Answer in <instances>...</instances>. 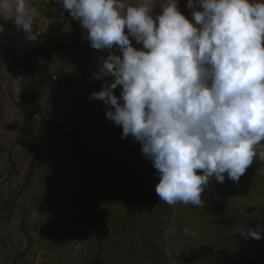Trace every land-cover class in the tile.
I'll return each instance as SVG.
<instances>
[{
  "label": "rangeland",
  "instance_id": "rangeland-1",
  "mask_svg": "<svg viewBox=\"0 0 264 264\" xmlns=\"http://www.w3.org/2000/svg\"><path fill=\"white\" fill-rule=\"evenodd\" d=\"M126 2L137 4L140 0ZM163 3L165 0H155L153 15L161 11ZM186 5L187 0H179V9L191 19V9ZM78 32L79 40L66 45L62 55L52 59L45 58L43 51L55 46L54 41L16 37L9 40L0 35V264H24V260L133 264L132 244H141V234L135 227L145 222L153 248L161 242L160 236H167L161 245L174 263L183 256L186 264H219L225 250L233 264H257L260 257L248 244L229 240L225 249L219 248L215 228L206 226L204 217L228 216L231 226L242 223L246 231L250 217L260 214L262 208L261 201L253 203V196L263 195V189L250 178L238 185L225 173L223 183L211 178L201 193L202 206L177 202L173 205L175 218L169 219V210L159 206L164 201L155 191L159 182L157 170L142 154L141 144L131 135L122 138V126L109 121L104 102L89 99L112 77L91 78L98 71L97 50L90 46L81 26ZM130 40L134 47H142L134 38ZM110 51L121 55L114 47L101 50L100 57L106 58ZM23 56H29L40 69L47 91L35 118L36 137L45 154L32 186L21 193L33 155L28 144L14 146L15 140L25 133L19 97L26 86V76L12 64L20 63ZM121 87L114 89L117 96ZM78 142L92 156L97 183L89 180L90 162L76 147ZM10 149L13 169L8 163ZM245 195L248 199L243 198ZM22 206L27 210L26 224L33 241L27 251L20 227ZM237 210L245 216L233 215L232 211ZM157 213L162 217L161 223L151 219ZM185 228L194 234L185 235ZM134 232L136 237L131 243Z\"/></svg>",
  "mask_w": 264,
  "mask_h": 264
},
{
  "label": "clouds",
  "instance_id": "clouds-1",
  "mask_svg": "<svg viewBox=\"0 0 264 264\" xmlns=\"http://www.w3.org/2000/svg\"><path fill=\"white\" fill-rule=\"evenodd\" d=\"M57 3L79 22L93 49L121 53L100 57L91 78L112 79L89 99L104 102L122 138L141 144L157 170L160 201L202 206L211 178L223 183L226 173L240 180L264 141V0H187L191 19L179 0H165L156 15L155 0ZM8 12L29 34L27 0H0V16ZM240 234L259 240L264 225Z\"/></svg>",
  "mask_w": 264,
  "mask_h": 264
},
{
  "label": "trees",
  "instance_id": "trees-1",
  "mask_svg": "<svg viewBox=\"0 0 264 264\" xmlns=\"http://www.w3.org/2000/svg\"><path fill=\"white\" fill-rule=\"evenodd\" d=\"M66 49L65 45H55V46H49L47 50L43 51V54L45 58L52 59L53 57H60L63 53V51ZM101 56V50H97L95 55V64L99 65L101 63L100 61ZM12 66L18 70H22L23 73L26 76V86L23 89V91L20 93L19 97V107L20 112L22 114V124L24 128V137L17 138L14 142V146L17 144H28L32 150L33 155L30 159V161L27 164L25 176H24V182L23 186L20 190V192H24L28 187L30 188L33 184V179L35 177L36 168L39 165V163L43 160L44 147L42 142L37 139L36 137V115L39 111L40 102L42 100V97L44 93L47 91V82L46 79L43 77L42 73L40 72V69L36 66V64L32 61L29 56H23L20 63H13ZM264 141H262L259 145L256 147L257 151V157L254 158V161L252 165L248 167L245 174H243L240 177V180L237 182L239 185L240 182L246 181L248 178L251 179V181L256 182V186H259L264 191V159L260 158V153L264 152ZM76 147L85 155H87L89 162H90V177L89 180L92 183H97V175H96V169L94 168L92 163V156L83 149V144L78 142ZM8 163L10 167L14 168V159L12 157L13 149H10L8 152ZM13 171V170H12ZM230 183V182H229ZM252 196V195H251ZM216 198H223L219 196H213ZM254 200L253 203L261 201L262 208L259 209L260 214H255V216L250 217L251 223L248 227H251L255 229L258 224L264 225V194L260 197L255 196L254 194ZM243 198L248 199V196H244ZM251 199V198H249ZM252 201V200H251ZM53 203V201H50ZM159 206L163 209L166 207L169 211V219L175 218V209L173 208V205H168L166 202H159ZM166 205V206H165ZM176 205V204H175ZM215 206V205H214ZM216 208V207H215ZM223 210H227L225 207H222ZM238 211V210H237ZM236 211V212H237ZM232 211L233 215L237 216H243L239 211L236 213ZM21 215H22V221L20 223L21 230L23 231V235L26 239L27 246L25 248V251L29 249L32 245V238L30 234L28 233L27 228V210L25 206L21 207ZM156 216V218L154 217ZM151 219H155L154 221H158L161 223L162 217L160 216V213L155 214ZM245 216V215H244ZM161 217V218H160ZM219 217V216H218ZM218 217H211L209 214L205 215L204 221L206 226H209L210 228L214 229V235L217 239H219L220 243L218 247H224V244L226 241L229 240H237V243L240 242V245L245 246L248 244L251 248H255L256 253H258V257H260V261L257 262V264H264V237L257 240L254 238H245L240 234V231L244 230V226L242 223L231 226L230 219L228 216H220ZM244 223V222H243ZM136 231H138L141 234L140 241L141 244L139 246H136V244H132L133 251L131 253L133 264H186L185 259L183 256H181L177 262H172V260L167 256L165 253V250L162 243L165 242L167 236L164 238L160 236L159 239H161V242L158 245H155L153 248L149 244V239L147 238L149 235L146 222L140 224V227H135ZM164 229V228H163ZM165 230V229H164ZM135 233V232H134ZM168 235V234H167ZM55 235H53V239H55ZM136 237V233L133 234V236L129 239V241L132 243L134 242ZM225 249V247H224ZM25 253V252H24ZM223 255L221 258L223 261H221L219 264H233L232 261L229 259L228 252L224 250V252H221ZM24 264H54L46 261H40V262H30L24 260Z\"/></svg>",
  "mask_w": 264,
  "mask_h": 264
},
{
  "label": "crops",
  "instance_id": "crops-1",
  "mask_svg": "<svg viewBox=\"0 0 264 264\" xmlns=\"http://www.w3.org/2000/svg\"><path fill=\"white\" fill-rule=\"evenodd\" d=\"M27 7L33 16L31 31L25 33L18 30L13 19L14 12L5 13V18L0 16V25L3 31L0 35L12 40L14 37L22 40H50L55 45H69L79 40L78 21L72 20L62 4L57 0H27Z\"/></svg>",
  "mask_w": 264,
  "mask_h": 264
},
{
  "label": "built area",
  "instance_id": "built-area-1",
  "mask_svg": "<svg viewBox=\"0 0 264 264\" xmlns=\"http://www.w3.org/2000/svg\"><path fill=\"white\" fill-rule=\"evenodd\" d=\"M54 78H56V75L54 76Z\"/></svg>",
  "mask_w": 264,
  "mask_h": 264
}]
</instances>
